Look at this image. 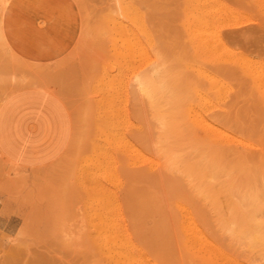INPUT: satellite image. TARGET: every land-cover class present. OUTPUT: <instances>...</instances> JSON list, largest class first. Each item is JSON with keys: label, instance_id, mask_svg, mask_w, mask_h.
Returning <instances> with one entry per match:
<instances>
[{"label": "rangeland", "instance_id": "obj_1", "mask_svg": "<svg viewBox=\"0 0 264 264\" xmlns=\"http://www.w3.org/2000/svg\"><path fill=\"white\" fill-rule=\"evenodd\" d=\"M49 1L51 7L48 0H0V139L25 133L13 126L14 121L20 119L19 110L31 115L33 121L51 123L53 101L59 106L58 119L65 134V145L60 153L42 163L21 162L17 159L20 156H12L0 146V264H94L101 227H105L103 234L126 233L131 230L134 217L141 221L143 232L148 235L154 215L152 219L151 214L142 220L134 209L138 198L134 193L141 195L146 181L139 174L132 176V171L144 169L147 172L149 166L142 161L134 166L128 164L129 152L123 142H136L143 148L160 136L162 123L176 125L186 136L199 142L204 153L212 152L215 147H221V151L226 148L247 153H259V149L264 148V0H131L134 8L140 10L139 21L141 13L144 16L143 34L139 33V52H134L135 59L130 64L132 76L128 75V92H122L123 96L119 94L118 100L115 98L113 105L108 106L98 100L102 94L94 87V82L100 70L94 64L110 55L107 31L112 17L117 26L125 23L121 6L127 0H68L73 9L61 5L56 10L62 11L54 15L48 12L53 9L52 0ZM17 5L42 11L44 18L49 17L50 21L54 18L73 21L70 22L74 26L72 43L63 46L62 52L51 60L37 58L54 46H26L21 51L16 50L4 33V19L10 8ZM41 24V21L37 23L39 27ZM51 36L49 33L45 36L46 42ZM39 49L43 53H38ZM99 53H102L101 58ZM137 74L139 78L142 74L147 77L145 92L139 89ZM118 111L120 115L115 114ZM123 112L125 115L121 116ZM93 119L102 125L108 123L109 127L103 125L102 131L99 129L102 125L95 126ZM108 121L116 124L112 125L114 128L110 129ZM207 121L218 124L222 131L231 132L232 137L244 138L246 143L233 139L225 146L215 144L213 138L216 139L219 132L211 131L204 124ZM48 128L52 129V124ZM26 131H34V125ZM116 131L118 133H114ZM48 134L50 141L52 134ZM114 136H117L116 141ZM223 137L225 135L218 139ZM37 138V135L31 138L35 139L32 145L38 144ZM105 145L108 147H103ZM115 146L121 147L120 151ZM92 148L95 150L91 151ZM92 152H97V157L100 154L97 164L100 167L103 164V169L96 170V153L92 155ZM86 163L89 168H84ZM152 169L148 175L162 181L155 189L158 194L188 193L184 184L177 185V176V179L170 176L157 165ZM169 178L172 183L176 182L175 188L171 182L167 188ZM93 192L96 198L99 196L97 200ZM92 222L97 223L98 228L92 227Z\"/></svg>", "mask_w": 264, "mask_h": 264}, {"label": "bare ground", "instance_id": "obj_2", "mask_svg": "<svg viewBox=\"0 0 264 264\" xmlns=\"http://www.w3.org/2000/svg\"><path fill=\"white\" fill-rule=\"evenodd\" d=\"M107 1L109 2V0ZM120 5H122V3ZM121 10H122L123 18L125 19L124 20L125 23L124 24L119 23L120 25L117 26L116 23L114 22L115 18L113 19L112 17V23L110 22V24L112 25L110 29H108L107 31L108 38L107 37L106 38L109 43L108 51L110 55L98 61L99 63L94 64L100 70L95 79V82L93 81L94 87L102 94L101 98H98V100L101 99L102 102L101 105L106 104V106H108L107 104L113 105L115 98H117L118 100V95L121 94L122 92H126V93L128 92V86L130 84L129 83L130 78L128 77V75L130 74L129 71L131 69L130 64L131 62H133V59H135V57L133 58L134 52H136V50L139 49V45L141 42V40H139L140 38L139 33H141L143 31L142 29H144L143 28L144 16L141 13V18L139 21L138 17L140 16L137 15H140L139 13L140 10L137 9L136 7L134 8L131 0L125 1V4L121 6ZM112 12L113 10L110 13L112 14ZM102 16L103 14L101 15V18ZM99 38L100 40H103L101 37ZM100 46L103 45L100 44ZM140 48L142 49V47ZM95 52L98 53L99 51H95ZM99 54L101 55L102 53ZM90 55H92V53ZM101 57L102 55L100 56V58ZM91 59H93V55ZM139 62L137 63L139 64ZM92 67L93 66H91V68ZM88 75L90 76V74ZM130 75L132 76V74ZM139 76L140 75L136 76L139 89L142 92H145V90L148 87L147 77L145 74H142L140 78ZM98 105L99 104H97V106ZM118 105L116 107H118ZM101 108L104 107L101 106ZM96 109L97 108H95V112L98 113V110L96 111ZM106 112L108 111L105 108V113ZM119 112L120 111H118V113L116 112L115 114L120 115ZM98 115L100 116V114ZM102 115L106 117L105 114L102 113ZM109 115H111L110 112ZM122 115H125L124 112L123 114H121V116ZM125 120H127V118ZM94 121L95 123H97L96 120ZM106 121L107 120L103 122ZM108 122L109 124L111 123L110 121ZM98 124L102 125L98 122L95 126H98ZM204 124L207 125V127L211 131L219 132L216 133L218 137L225 135L226 138L223 137L218 139L217 137L216 139H214L215 138L214 137L213 142L215 144H220V146L221 145L225 146L228 144L230 140L233 139L239 141V143L243 141L246 143V140L244 138L237 139L235 138L236 136L232 137L234 135H232L231 132L228 133L223 129L226 132L224 133V131H222V129L219 128V126L217 127L218 124L215 126L214 123L212 122L208 123V121L207 123ZM103 125L107 126L108 123H106V125L104 123ZM103 125L102 127L98 126L99 129L102 128V131L104 128ZM112 125L110 124V129L111 127L114 128V126ZM118 125L117 127L121 128L122 125L121 126ZM108 127L106 128L109 129ZM94 130L97 132L98 129L95 128ZM112 130L111 131L108 130V132L110 131L112 133L113 132ZM214 132L212 134H214ZM114 133H118V132L116 131ZM142 134L144 133H141L140 135ZM159 134H160V136L158 135L159 137L158 136L153 137L154 139L158 137L154 142L153 141L148 142V144L143 148L142 146L140 147L139 146L140 144L136 142L127 141V143L125 142V144L123 142V147L125 146L129 152L128 164H132L134 166L138 161L139 162L142 161L147 163L149 166L147 172L144 169H141L138 172L132 171V176H137L136 174H139L140 175L139 177L143 176L144 181H146L145 182L146 188L145 186L142 185L145 190L141 192V195H139V192L134 193L135 195L138 194V198H136V201L134 202L135 203L134 209L136 214L138 213L140 217H142V220L148 219V216H150L151 214H152L151 215V219H152V216L154 215L155 220L154 223L152 222L151 224L150 232L147 231L148 235L144 234L143 225L141 224V221L140 222H138L139 220L137 221L136 217H134L133 220L131 221L132 225L129 223L130 221L128 222L132 226V228L129 232L126 233L108 232L109 234L106 233L103 234L104 233L103 230L105 227L102 228L103 227V226L101 227L102 224L99 225V227H101L100 233L102 234L99 235L96 240V245L98 246V248L94 252L95 259L94 258L93 259L94 262L96 261V263L94 264H264V148H260L262 149V151L259 149L260 151L259 153H247L239 150L230 151L227 150L226 148L225 151H221V147L220 148L215 147L212 149V152L208 151V153L207 152L204 153V151L202 152L200 149L201 148L199 145L200 143L196 142V140L193 139L192 137L186 136L176 125L166 124V123L160 124ZM228 134L231 135L229 136ZM113 135L114 134L112 133V136ZM94 136L95 138L97 137L96 134ZM120 136L121 138H123L122 135ZM212 136L213 135H211V137ZM116 137L114 136L113 139H115ZM141 137H144V135ZM107 140L110 141L109 139H106V141ZM120 144L122 146V143ZM98 147L101 150V147L99 145ZM103 147H106V145ZM114 148L112 147V149L115 151ZM120 149L121 147L118 150L120 151ZM93 150L95 149L92 148L91 151ZM97 152L101 153L100 151ZM97 152H92V155L93 153H96L95 154L96 156ZM103 152L104 151H102V153ZM98 155H99L98 157H101L100 154ZM105 156L107 157V155ZM84 157L85 155L83 156V158ZM98 157L96 156V160ZM83 160H85V158ZM104 160L107 159L105 158ZM97 163L98 160L95 163L96 164L95 167L96 170H99L102 168L103 164L99 162L100 164H102L100 167V165H98ZM87 164L88 163H86V166L84 168L87 167ZM153 165L154 166L157 165L163 168L162 170L165 171V173H168L170 176L172 175V177L174 176L176 178L177 176L179 180V181L177 180L178 181L177 185H179L180 182L181 184H184L188 189V193L187 194L166 193L165 195H163L165 198H163V196L158 194V192L155 190L159 185H162V181L155 176L148 175L150 174V172H152ZM104 167L106 168V165ZM87 168H89V166ZM82 170L83 169H81V173H83ZM142 170H144V172H142ZM104 172L106 173V171ZM171 180L169 178V181L168 180H167L168 182L166 181L168 183L167 188H169V186L171 185L173 186L176 183L175 181H173L174 183H172ZM104 181H106V179ZM141 181L142 180L138 182ZM107 183H109L108 180ZM169 183L171 185H169ZM86 185L87 184H85V186ZM165 186L166 185L164 184L163 187ZM131 188L133 187L131 186ZM173 188H175V186H173ZM177 190L178 189L176 188V191ZM133 192L130 195V197L133 195ZM94 194L95 193L93 192V195ZM95 198H96V194H95ZM98 198L99 196L97 195V198L95 200H97ZM131 199L133 200L132 197ZM132 200L129 199V201ZM112 202L113 201H111V203ZM102 203L105 202L103 201ZM97 207H99V205ZM92 208H94L93 204H92ZM124 211L129 212V210H124ZM93 223L94 222L90 224ZM96 224H93L92 227H95ZM103 224H105V222ZM83 235L86 236V234ZM89 246L90 245H88L87 247ZM92 249L94 251V248ZM86 256L89 255L86 254ZM89 260L90 257H88V261Z\"/></svg>", "mask_w": 264, "mask_h": 264}, {"label": "crops", "instance_id": "obj_3", "mask_svg": "<svg viewBox=\"0 0 264 264\" xmlns=\"http://www.w3.org/2000/svg\"><path fill=\"white\" fill-rule=\"evenodd\" d=\"M55 4L59 6H55ZM69 7L73 9V5L68 0H52L53 9L48 10L50 14L60 13L61 10H56V7ZM15 7V9H14ZM48 7H51V2L48 0ZM15 12H14V10ZM35 8L26 7V5H17L12 6L7 12L4 19V33L8 36V39L11 40L12 44L15 46L16 50L21 51L23 47H40L44 45L54 46L53 49L45 51V55L40 49L38 53L41 56L37 59L40 60H51L55 56L59 55L62 52L63 46H68L72 42V32L74 26L65 20H57L56 18L53 21H50L49 17L44 18L45 15L42 11L34 10ZM65 13V12H64ZM39 21H43L41 27L37 25ZM52 34L49 42H46L45 36ZM49 54V55H46ZM21 105V103H20ZM53 116L51 123L49 120H36L32 118L31 115H28L21 111L18 115L20 119L15 120L13 126L17 127L18 131L24 130V134L11 136L9 138L0 139V146L4 151L12 156H20L17 159L26 164H36L45 162L52 157L56 156L63 149L65 145L64 140V128L61 124L58 117L60 116L59 106L53 101ZM21 109V107L19 108ZM18 111V112H19ZM17 116V114H16ZM33 119V120H32ZM52 124L53 128H48V125ZM34 125V131H26L29 127ZM52 134V138L49 141V134ZM38 136L36 139L38 141L37 145H32L31 138ZM51 148V151H50ZM24 153V156L20 153Z\"/></svg>", "mask_w": 264, "mask_h": 264}]
</instances>
